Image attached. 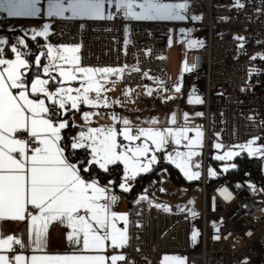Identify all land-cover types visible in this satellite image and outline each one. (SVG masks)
<instances>
[{"label":"snow or ice","instance_id":"6c2138e0","mask_svg":"<svg viewBox=\"0 0 264 264\" xmlns=\"http://www.w3.org/2000/svg\"><path fill=\"white\" fill-rule=\"evenodd\" d=\"M249 3L251 0H229L228 7L239 14ZM255 12L264 14L260 8ZM0 14L8 18H46L42 25L20 28L19 34L11 40L0 34V221L26 222V239L23 230L13 234L0 230V264H128L125 250L130 246L133 222L129 212L115 210L120 199L116 189L131 193L139 177L159 166L161 154L163 162L178 169L186 181H198L201 164L194 158L201 155L204 131L202 126H189L187 111L182 117L173 111L165 121L151 116L137 117L135 122L111 112L109 123L92 126L94 118L100 115L96 109L123 106L119 99L109 102L103 95L108 91L105 85L109 78L119 80L126 72H140L141 69L138 64H83L82 43L52 42L51 36L55 33L48 20L113 21L120 17L125 21L123 45L127 46L131 42V22L195 23L202 21V14L194 11L193 0H0ZM221 19L227 21L231 17L222 16ZM79 27L83 29L84 23ZM195 30L180 27L178 42L188 49L203 48L205 40L193 37ZM172 31L169 29V45L173 43ZM41 39L42 44L39 43ZM232 39L237 41V55L246 54L247 37L234 34ZM124 51L126 53V47ZM150 51L145 49L144 55H149ZM8 54L11 58H7ZM249 59L264 61V53H256ZM195 67V63H183L180 77L170 88L160 77L143 71V78L155 85L153 88L145 84L144 94L148 97L154 91L158 97L161 92L182 94L183 75ZM258 73L254 66L247 70L249 80ZM50 82L58 86L51 90ZM73 84L78 86L73 87ZM128 92L125 89L124 95ZM174 98L166 95L162 102ZM187 103H204L194 85L187 95ZM82 106L90 110L80 112ZM73 111L81 115L82 123H76L73 118L72 127L79 130L65 136L64 131L70 123L68 114ZM194 116L202 117L203 113L197 111ZM220 135L216 133L217 137ZM261 140L260 136L252 135L232 145L221 140L214 142L212 159L219 162L220 167L217 171L209 166L208 178L216 179L223 173L237 170L239 166L234 158L245 153L250 158L264 160ZM169 145L173 146L171 150ZM114 169L121 173L118 184ZM166 171L162 169L160 174ZM245 184L250 190H256V184L250 179L237 181L234 187L240 189ZM223 188L234 195L227 184ZM160 191L165 189L160 188ZM260 191L264 192V185ZM139 201H148L164 213L172 212L168 203L150 199L147 187L134 202ZM187 203L191 205L193 201L189 199ZM177 210L187 211L192 217L198 215L192 208L177 205ZM53 222L66 226L68 251L47 252V235ZM134 226L140 228L139 220ZM212 228L213 239L219 241L221 225L213 221ZM198 235L193 227V243ZM159 264H186V258L165 254ZM241 264H249L248 258L245 257Z\"/></svg>","mask_w":264,"mask_h":264},{"label":"built area","instance_id":"2783aa9c","mask_svg":"<svg viewBox=\"0 0 264 264\" xmlns=\"http://www.w3.org/2000/svg\"><path fill=\"white\" fill-rule=\"evenodd\" d=\"M228 5L229 0H193L194 11L202 14L203 19L195 23L183 22L187 27L195 25L206 30L205 46L190 49L192 63L196 65L191 72L204 83V103L186 106L193 114L203 113L202 117L192 118L204 131L199 248H192L190 216L186 211L172 209L171 213H164L152 209L148 201L134 202L136 197L128 200L126 209L133 222L130 246L125 250L128 264H159L165 254L183 256L186 264H240V258L245 255H254L264 263V192L255 193L246 184L236 189L237 180L219 179L208 183L204 173L214 142L221 140L232 145L252 135L260 136L264 142V61L249 59L256 53H264V43H256L264 42V14L255 12L257 8L264 10V3L251 0L239 14L230 11ZM222 16L231 19L225 21ZM80 23H84L83 29ZM124 23L120 17L113 21L86 22L53 19L51 25L55 35L51 40L82 43L83 64L88 66L138 64L140 72H126L121 78L126 86L144 85L147 81L143 78L145 70L165 81L169 22H131V42L127 46L123 45ZM234 34L247 37L246 54L237 55ZM145 49L151 50L147 56ZM250 66L256 67L259 73L249 80L247 70ZM242 88L247 90L241 91ZM142 101L151 110L158 105L168 106L160 95L147 96ZM216 133H220V137ZM254 183L259 187L264 185L263 171ZM225 184L234 192L230 202L218 195V189ZM209 216L221 225L219 241L213 239V228L207 224ZM137 220L140 222L138 229L134 226Z\"/></svg>","mask_w":264,"mask_h":264},{"label":"rangeland","instance_id":"374dc122","mask_svg":"<svg viewBox=\"0 0 264 264\" xmlns=\"http://www.w3.org/2000/svg\"><path fill=\"white\" fill-rule=\"evenodd\" d=\"M153 88H155V85L152 83H147ZM145 85V84H144ZM144 85H139V86H126L122 83L121 79H116L115 77H110L109 78V83L105 85V87L108 89L106 93L103 95H106L109 102H111L114 99H119L122 103V107L118 105H113L111 109H106V108H99L96 109L95 111H98L100 115L98 117L102 118V121L100 124H107L109 123L108 116L111 114V112H116L120 116H127L130 119L133 120V122L136 121L137 117H140L141 119L151 117V116H156L158 117L161 121H165L168 116L171 115L173 111H177L178 113L181 114L184 112L182 109V106H180V102L173 100L172 102H164L168 104L167 107H163L162 105H158L155 109L151 110L149 107L143 103L142 98L147 97L144 94ZM73 87H76L78 85L73 84ZM125 89H128V95L125 96L124 92ZM155 91L153 92L152 96H154ZM90 110L86 106L81 107V112ZM75 115H80L77 114V112H74ZM96 119H99L95 117ZM193 116H189V126H200V123H193L192 120ZM181 123H183V120L181 118ZM169 148V150H171ZM201 155L194 158V161L198 160L201 164V176L198 181H193V182H188L186 181L182 174L179 173L178 169H175L173 165L167 164L163 162L162 159V154H161V162L159 166L151 173L149 174H143L141 177H139L136 181L135 187L133 188L135 195H139L145 187L148 188V195L152 200H155L156 202H165L168 203L172 209L177 210V205H179L181 208H192L194 209L198 215L196 217L190 216V242L192 245L193 249L199 248V241H200V199H201V188H200V182L202 178V154H203V147L200 149ZM215 154V150L211 149L208 152V159H207V164L204 167V173L205 176H207V168L209 166L213 167L217 171H219L220 164L219 162L215 161L212 159V156ZM259 158V157H255ZM234 162L236 163V160L234 158ZM162 169H167L166 172L161 173ZM116 171L120 170L116 169ZM264 172V160H261V172ZM224 174V173H223ZM221 174V175H223ZM118 175V177H119ZM221 175L219 177H221ZM218 177V178H219ZM209 179V178H208ZM155 181L156 183H152ZM119 182V181H118ZM254 182V181H252ZM256 190L253 191L255 193H258L260 191V187L256 185ZM160 188L165 189L164 192L160 191ZM191 199L193 203L189 205L187 201ZM152 209L154 210H159L152 205ZM187 212V211H186ZM188 213V212H187ZM215 221L217 222L218 220L214 217L209 216L207 218V224L209 227L212 226V222ZM195 227L199 235L196 238V242L193 243L191 239V231L192 228ZM247 257L249 264H264L258 257L254 255H245L240 258V264L243 261V259Z\"/></svg>","mask_w":264,"mask_h":264},{"label":"crops","instance_id":"0c3cea01","mask_svg":"<svg viewBox=\"0 0 264 264\" xmlns=\"http://www.w3.org/2000/svg\"><path fill=\"white\" fill-rule=\"evenodd\" d=\"M53 19L48 20V22L51 23ZM15 20H17V22H15ZM45 20L46 18H44L43 16H41L40 18H8L3 14H0V34L9 37V39L11 40L13 36L19 34L20 28L39 26L42 25V23H44ZM180 27H187V26H185L183 22H169L168 34H167L168 75H167V79L164 81V84L169 88L171 87L173 82L180 77V70L183 63L186 62L189 65L192 64V55L190 53V49L186 48L183 43L178 42V29ZM188 27H192L196 29L192 33L193 37L204 38V40H206V30L203 27H199V26L197 27L195 25ZM10 28L13 29V31H9ZM169 29H173L171 33L173 37V43L171 45L168 44ZM39 43L42 44L43 40L41 39ZM33 50H35V45H33ZM7 58H11L10 54L7 55ZM147 83H152V82L147 80L145 84ZM193 85L195 86L197 94L201 95L204 101V83L201 79L197 78L192 72H186L183 75L182 94L172 93V92H168V93L161 92L159 95L161 99H163V97L166 95L174 96L175 98L170 100L169 102H172L173 100L179 101L183 111H187L190 114L189 116H194V114L191 113L186 107L187 105H189L187 103V95ZM56 86L58 85H56L55 82H50L51 90H54ZM154 96H157L156 92L154 93ZM68 118L70 120V123H69V127L64 131L65 136H71L75 134L76 131L79 130L72 127L71 120L73 118L75 119L76 123H82L81 115H75L74 111L68 114ZM97 118L99 119L94 118L92 126H98L101 123L102 118L101 117H97ZM81 155L84 154L81 153ZM95 172L96 169H93V173ZM116 179L118 184V176L116 177ZM116 193L117 195L120 196V199L118 200V203L115 206L116 211L126 212L128 206V200L138 197L137 195H135L134 190H132L131 193L129 194H125L120 192L119 189L117 188ZM120 226L122 227L123 225L121 224ZM0 230H3L7 234L18 233L19 231L23 230L26 239V222L18 223L13 221H0ZM66 233H67L66 226H63L58 222H53L50 225L47 235V248H46L48 253L50 254L63 253L69 250L68 242L66 239Z\"/></svg>","mask_w":264,"mask_h":264},{"label":"trees","instance_id":"16d2710c","mask_svg":"<svg viewBox=\"0 0 264 264\" xmlns=\"http://www.w3.org/2000/svg\"><path fill=\"white\" fill-rule=\"evenodd\" d=\"M208 159V157H207ZM206 159V164H207ZM236 164L239 166L237 170H230L228 173H224L221 177L216 179H208L207 182L211 183L212 181L225 179L230 181H245L250 179L251 181L257 182L261 176V159L255 157H248L245 154H242L241 157H236ZM115 177L119 175V171L116 169L113 170ZM245 173H249V176H245Z\"/></svg>","mask_w":264,"mask_h":264},{"label":"clouds","instance_id":"9594fccd","mask_svg":"<svg viewBox=\"0 0 264 264\" xmlns=\"http://www.w3.org/2000/svg\"><path fill=\"white\" fill-rule=\"evenodd\" d=\"M218 194L222 195L227 200V202H230L234 199V195L228 193L227 189L223 187L218 189ZM225 239H227V237H225Z\"/></svg>","mask_w":264,"mask_h":264}]
</instances>
